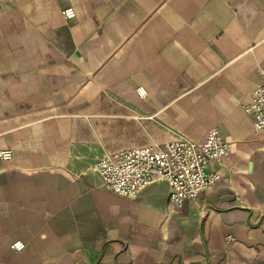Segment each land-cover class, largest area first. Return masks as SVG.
<instances>
[{
    "label": "crops",
    "instance_id": "obj_1",
    "mask_svg": "<svg viewBox=\"0 0 264 264\" xmlns=\"http://www.w3.org/2000/svg\"><path fill=\"white\" fill-rule=\"evenodd\" d=\"M263 63L264 0H0V264H264ZM215 128L222 177L182 206L93 171Z\"/></svg>",
    "mask_w": 264,
    "mask_h": 264
},
{
    "label": "built area",
    "instance_id": "obj_2",
    "mask_svg": "<svg viewBox=\"0 0 264 264\" xmlns=\"http://www.w3.org/2000/svg\"><path fill=\"white\" fill-rule=\"evenodd\" d=\"M63 13L67 18L76 16L73 7ZM260 76L261 83L244 109L253 116L256 130L264 131V63ZM140 92L146 96L142 88ZM232 150V142L215 128L207 133L203 141L182 135L165 143L139 145L107 153L97 160L93 171L101 178L103 187L130 199L138 198L155 183L167 182L170 186L169 201L182 206L187 201L198 199L220 181L221 173L213 168V164H221ZM0 157L11 160L14 153L10 149L0 150ZM227 239L231 242L234 237ZM13 248L23 250L25 243L17 241Z\"/></svg>",
    "mask_w": 264,
    "mask_h": 264
},
{
    "label": "rangeland",
    "instance_id": "obj_3",
    "mask_svg": "<svg viewBox=\"0 0 264 264\" xmlns=\"http://www.w3.org/2000/svg\"><path fill=\"white\" fill-rule=\"evenodd\" d=\"M182 135H188V136H190V134H188V133H177L171 140H173V139H175V138H177V137H179V136H182ZM191 137V136H190ZM107 154V153H106ZM104 156V155H103ZM103 156H100V157H98L97 158V160H99L101 157H103Z\"/></svg>",
    "mask_w": 264,
    "mask_h": 264
},
{
    "label": "bare ground",
    "instance_id": "obj_4",
    "mask_svg": "<svg viewBox=\"0 0 264 264\" xmlns=\"http://www.w3.org/2000/svg\"><path fill=\"white\" fill-rule=\"evenodd\" d=\"M146 92V91H145Z\"/></svg>",
    "mask_w": 264,
    "mask_h": 264
}]
</instances>
